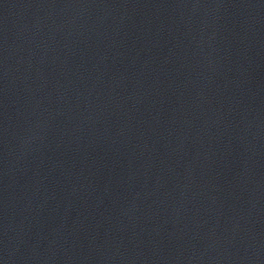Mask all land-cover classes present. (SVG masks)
Segmentation results:
<instances>
[{
	"label": "water",
	"instance_id": "obj_1",
	"mask_svg": "<svg viewBox=\"0 0 264 264\" xmlns=\"http://www.w3.org/2000/svg\"><path fill=\"white\" fill-rule=\"evenodd\" d=\"M0 264H264V0H0Z\"/></svg>",
	"mask_w": 264,
	"mask_h": 264
}]
</instances>
